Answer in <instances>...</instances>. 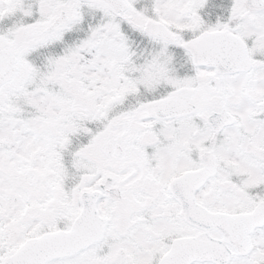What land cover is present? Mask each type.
<instances>
[{
    "label": "snow or ice",
    "instance_id": "1",
    "mask_svg": "<svg viewBox=\"0 0 264 264\" xmlns=\"http://www.w3.org/2000/svg\"><path fill=\"white\" fill-rule=\"evenodd\" d=\"M0 264H264V0H0Z\"/></svg>",
    "mask_w": 264,
    "mask_h": 264
}]
</instances>
